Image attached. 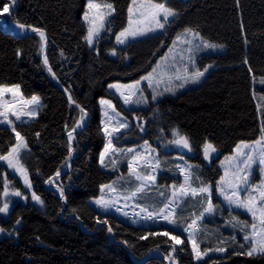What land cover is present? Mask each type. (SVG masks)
I'll list each match as a JSON object with an SVG mask.
<instances>
[{"label":"trees","instance_id":"obj_1","mask_svg":"<svg viewBox=\"0 0 264 264\" xmlns=\"http://www.w3.org/2000/svg\"><path fill=\"white\" fill-rule=\"evenodd\" d=\"M12 1L0 0V85H19L24 98L36 95L41 100L37 117L29 123H16L15 127L27 144L21 163L44 208L34 205L30 193L0 164V194L5 196L2 192L5 178L11 195L15 190L23 193V197L12 195L11 203L9 195L4 197L9 210L7 214L0 213V228L4 229L0 232V264H166L158 256L140 262L152 250L162 253L170 264H264V256L236 255L242 251L237 243L218 244L215 236L204 238L203 234L201 251L221 246L227 251L196 263L187 239L179 231L131 225L89 204L90 199L99 196L102 185L125 174L123 168L108 171L99 165L105 145L99 100L104 98L132 123L130 130L114 140L115 146L147 141L166 159L153 185L163 193L161 205L168 198L169 185L180 182L175 162L168 155L180 152L194 166L195 186L201 181L212 186V203L218 211L222 210L224 217L233 215L249 220L241 211L223 207L216 192V183L222 175L217 164L239 142L255 141L262 133L264 89L257 84L264 78V0H168L167 6L178 14L175 20L161 33L130 41L125 46L117 45L115 38L126 25L132 0H107L114 9L108 20L111 31H104L93 47L84 40L82 15L86 0H16L11 20L19 30H29L27 26L31 25L45 31L48 39L45 56L55 78L44 66L39 34L14 36L4 29L1 19L9 13L5 15L2 11L5 5L10 9ZM20 24L26 28H19ZM186 28L223 47V52L199 56V70L212 66L205 80L199 86L150 102L147 107H125L108 90V85L140 79ZM113 49L115 55L111 54ZM69 95L84 108L88 121L85 128L73 133L71 169L54 177L70 163L67 133L76 127L82 115L79 108L69 103ZM255 95H261L263 101L257 96L256 100ZM173 129L189 138L193 148L190 154L175 145L173 151L164 150L170 146ZM125 135L131 139L122 143ZM205 140L217 148L210 161L203 158ZM15 143L13 131L0 126V155H6ZM48 183L63 187L65 209L57 188L46 187ZM189 200L183 204L188 206ZM190 211L187 207L185 216L181 210L175 214V218L183 216L182 221L176 220L180 227L190 219ZM98 219L107 220V224L101 222L97 226ZM165 231L180 236L185 243L176 245L177 250L173 251V241L159 235Z\"/></svg>","mask_w":264,"mask_h":264},{"label":"snow or ice","instance_id":"obj_2","mask_svg":"<svg viewBox=\"0 0 264 264\" xmlns=\"http://www.w3.org/2000/svg\"><path fill=\"white\" fill-rule=\"evenodd\" d=\"M168 0H159V2H153V0H148V3L146 6H142L145 10L140 11L139 15L142 19H134V8L133 6H129L128 12H129V26L121 30L118 34H116V42L119 45H124L128 42L129 38H135L137 36H143L150 32H157V31H163L166 29V27L172 23L176 16L178 15L171 7L167 6ZM133 4H135V0H133ZM88 9H99L101 6L99 4H96L93 2V0H88ZM106 8H108L111 11H114L113 5L108 3L105 5ZM3 11L5 13H9L10 9L8 5H5L3 8ZM111 11L108 13V15H111ZM89 18V13L85 12L84 19L87 21ZM99 19L100 23H96V20ZM110 21H106L104 15L100 14L97 17H94L91 21V26L88 28L87 35L84 37L85 41L89 45V47H93L96 43L99 42V40L102 38L101 33L104 31H111V29L108 27V24ZM133 25H136V27H133ZM140 25H146L145 27H140ZM28 28H31L33 32H36L39 34L41 41L43 42L45 40V32L37 27H33L31 25L27 26ZM19 28L25 29L26 26L23 24L19 25ZM188 34H191L192 39H187ZM197 39L201 40V44L203 48L205 49H215L216 45L210 44L207 41H203L200 37V34L196 32L194 29H188L186 28L184 30V33L182 35H178L176 40L173 41V45L175 46L178 41H182L183 43L187 44L189 47L187 48V51L189 53L188 55V64H191L193 67L195 66V59H194V52L199 50L201 47V44H196L195 47H193V42ZM43 51V47L41 49ZM169 52H173V48H169ZM112 55H115V49L112 50ZM17 55L19 56V51L17 52ZM63 55V53H61ZM168 54H165V57L162 58V60L167 59ZM181 60H183V57H181ZM44 66L47 68L50 74L53 75V78H55V73L52 72V68L49 66V62L47 59V56L44 57L43 60ZM188 64H185L183 67V72L187 75L182 76L180 74L181 69L176 66L175 64H172L168 67H170L174 72L175 76L174 79L179 80H191V82L196 83L199 81L200 77L204 75V73L208 70L205 68L203 71H195L194 73H191L190 68L188 67ZM160 62H157V67L153 68L152 72H149L147 76L142 77V80H146L149 82V86L152 87V80L151 77L154 73H156L157 68H159ZM210 67V66H209ZM173 77H169V81H171ZM141 81H136L133 85H118V84H110V88H116L118 91L121 87H126L129 89H135L134 92H130L128 95H125L124 93H121V96L124 99L125 104H129L132 101V96L139 94L140 96H143V90L139 88ZM160 81H157L156 87L159 86ZM264 83V81H262ZM183 86V85H181ZM67 91V90H66ZM165 92H171V87H165ZM5 92H10L13 94V96L20 95V86L14 85L12 87H6L3 85H0V95H2ZM163 93L153 91L152 99L155 101L158 96L162 95ZM136 103H140L141 101L137 100ZM144 103H147V99L145 98L143 100ZM69 103L70 104H76L74 100H72V97L69 95ZM25 104L32 105L33 107L29 108L27 112L25 113H18L16 111H11V115L15 116L17 120L21 119V115H27L30 118H34L37 115L38 108L40 106V98L36 95H33L30 100L25 101ZM101 105H107L108 108L112 109V112L116 113L117 116H119V113L116 112L115 107L112 105V102L109 100H100ZM76 107L80 109V112L82 113L79 120L76 122V128L83 127V121L85 119V116L87 115L84 108L81 107L79 104H76ZM9 111L10 109L8 106H4V110L0 111V117H3L2 120H0V123H7L11 128L13 133L16 137V144L11 146L8 153L6 155H0V161H6L9 168L14 169L16 172H19L22 174L25 178V184L30 189L31 184L27 179V172L24 169L22 163H21V152L23 149L27 148V144L25 142V138L21 135L19 131L16 130V127L14 125V122L9 118ZM103 115L108 119L111 120L112 116L109 114L107 110L103 112ZM24 123H27L28 121H23ZM101 123L104 125L103 132L105 137H107V143L105 144L104 150L100 153V162L101 165L104 166L105 157L109 154L110 151L113 152H120L121 155H124V152L119 149L113 148V138H118V134L120 133L121 129H128L129 124L127 121H117L118 127L109 129L108 125L105 123L104 120L101 121ZM76 128H73L71 131L68 132V140H69V157H71V154L74 151V148L72 146L73 142V133L76 131ZM141 130H143V127L141 126ZM262 136L261 139L257 140L255 142L256 145H261L259 150L257 148L252 147L250 151H243L242 148H249L250 146L247 144H244L243 146L237 145L236 148V155L234 157H228L227 159L229 161H235L234 164H230L229 169L225 170V175L220 178V181L217 182L216 185V191L223 197L224 201L229 205V208H235V209H242L245 212H247L252 217L251 224H242L237 216H232L231 220L227 223L232 224L233 227H236L237 225H240L241 231H244L245 235L243 237L244 243L240 244L239 247L242 249V251L236 252V255H246L248 257L253 256H264V126L261 128ZM37 136H39V133H36ZM172 136L173 139L168 141V144L175 145L178 148H181L183 150H187L188 152H191L193 150L192 144L189 140V138L185 135H181L178 130L173 129L172 130ZM144 147L148 150V152L155 151V149H151V147L148 145V142L145 141ZM127 153L132 154L131 158L128 160V168H129V174H135V178L137 181H146L147 183H141L138 187H136L135 191L132 192V197H135L137 193H140L144 191L147 187H149L151 184L155 183L156 176L151 175L148 172H145L143 176H141L137 172V167L141 165V161L143 162L141 170L145 168H151L153 170L159 169L161 162L159 159H155L153 162L152 159L148 158L145 153H141L138 149L134 148H128ZM202 151H203V158L205 161H210L213 154L217 152V148L214 146L213 143L209 142L208 140H205L204 144L202 145ZM183 159V157H181ZM113 165L116 164V161H112ZM223 164V162H222ZM136 165V166H134ZM177 168L179 169V172L181 175L184 176L185 184L180 185L179 188V195H177V190L175 189V186H173V194L172 199H170L167 203L164 204L163 208L160 209V216L154 217L153 213L148 212L147 209L142 208L141 212H147V215L143 218L146 220H154L157 218L164 219L168 224L173 225L174 227L177 225V221L175 219V214L179 212L180 204L179 202L186 198L189 195V189L191 191V196L193 198L199 196L201 199H204L206 197L207 199V206L203 208V211L199 213V216L196 217V219H193L190 224H188V227L184 229L185 232L188 233L187 242L191 244L192 253L194 256V259L196 261L204 260L206 256H208L209 252L216 251L220 253H224L227 251L226 247H217L216 249H207L204 251H201L200 249V243L197 239V231H198V221L203 219V217L206 214H213L216 211V205L212 203V188L210 185L204 184L202 181L200 183L199 187H192V165H188L187 162H185V166L177 165ZM259 169L261 181L258 185L252 184V177L254 174L255 169ZM231 176L230 179H226V177ZM56 176H60L59 170L56 173ZM198 179V177L196 178ZM5 187H4V194L5 196L8 195L9 190V183L7 178H5L4 181ZM115 191L114 185H102L101 186V192L104 193L105 191ZM60 191V197L62 200L65 199V191L63 187L61 186L59 188ZM12 195L23 197V193L19 190H15L12 192ZM163 195V193H161ZM32 200L36 201L37 203L42 204L40 197L36 195L35 192L32 193ZM94 203L101 208L104 211H107L111 207H113V204L110 203L108 200H105L103 196L100 198L95 199ZM9 210V203L6 201L3 205V207H0V213L7 214ZM119 211V209H117ZM124 215H127V213H124ZM139 215V214H137ZM173 217V218H169ZM98 223H105L107 224V220L100 221L97 220ZM20 221L17 220V224H19ZM133 223H136L135 220H133ZM251 228V232H248V228ZM191 229V231H190ZM4 229L0 228V232H3ZM109 232H112V228H108ZM152 235H157V233H152ZM159 235L168 236L170 240L173 241V251H176V245H181L185 243L184 240L180 238L178 235H170L168 231L159 233ZM142 239L144 237H141ZM226 241H221V244H226ZM233 243H235V237H233Z\"/></svg>","mask_w":264,"mask_h":264},{"label":"rangeland","instance_id":"obj_3","mask_svg":"<svg viewBox=\"0 0 264 264\" xmlns=\"http://www.w3.org/2000/svg\"><path fill=\"white\" fill-rule=\"evenodd\" d=\"M93 2L96 3V4H99L101 7L99 9H91L90 10L87 7L88 6V0H86V7H85L84 14H85V12L89 13L88 20L86 21L84 19V14L82 15V23H83V25L85 27V36L87 35L88 28L91 26V21L93 20L94 17H97L98 15L102 14L105 17V20L108 21L110 19V17L113 15V11H111L108 8L105 7L106 4L110 3L109 1H107V0H93ZM147 3H148V0H135V4H133V0H132L130 5L133 6V8H134V17H133L134 19H142L140 17V15H139V12L137 11V9H139L140 11H144L145 9L142 6H146ZM110 11H111V15H108V13ZM2 13L5 14V15L7 14L4 11H2ZM126 21L127 22H126V25H125L124 28L129 26V24H128V21H129L128 10H127V20ZM1 22H2V24H3L5 29H9L8 21H7V18L5 16L1 19ZM96 23H100V20L97 19ZM145 26L146 25H140V27H145ZM133 27H136V25H133ZM103 33L104 32H102L101 35ZM159 33H161V31L150 32V33H147L146 35H143V36H137L135 38H129L128 42L135 41V40H138V39H141V38H146V37H149V36H153V35L159 34ZM183 33H184V31L182 33H180L179 35H182ZM177 36H176V38H177ZM176 38L173 41H175ZM187 39H189V40L192 39L191 34H188ZM202 40L205 41L204 39H202ZM115 41H116V38H115ZM208 43H210V42H208ZM86 44H87V42H86ZM116 44H117V42H116ZM126 44H124V45L117 44V45L125 46ZM196 44H201V40L200 39L195 40L193 42V47H195ZM210 44H213V43H210ZM213 45H216V44H213ZM188 47L189 46L187 44L183 43L182 41H178L175 46L173 45V42H172L171 45L166 50V52L157 61V62H160L161 66L159 68H157L156 73H154L153 76L151 77L152 87L149 86V82L148 81L142 80L141 78L144 77V76H147L149 72H152L153 68L157 67V62H156V64L153 66V68L150 71H148L140 79L137 80V81H141V83L139 85V88L143 90V96H140L139 94L132 96V101L133 102H130L129 104H125L124 103V99L121 96V93H124L125 95H128L130 92H134L135 89H129V88H126V87H121L119 89V91H118L116 88H110L109 85L110 84L133 85V84H135L136 81L128 82V83L113 82V83H110L108 85V90L110 92H113L119 98V100L121 101V103L125 107H127V108L128 107H130V108H140V107H147L150 102H152V103L156 102V101L162 99L163 97L174 96L176 93H178L180 91H183V90L188 89L190 87L199 86L205 80V78L207 77V75L209 73V70H210V68L212 66L211 67H209V66L206 67L208 70L204 73V75L202 77H200L199 81L196 82V83L191 82V80H187V81H185L183 79L179 80V81L175 80L174 79L175 72L170 67H168V66H170L172 64H175L176 66H178L181 69L180 74L182 76L187 75V74H185L183 72V67H184L185 64H188V55H189V53L187 51ZM169 48H173V52L170 53L169 52ZM217 52H223V47H221L219 45H216L215 49H205V48H203V46L201 44L200 49L194 52L195 66L193 67L191 64H188V67L190 68L191 73H194L195 71L199 70L197 68V63H198V58H199L200 55L207 54V53H217ZM166 53L168 54L167 59L166 60H162V58L165 57ZM181 57H183V60H181ZM199 71H203V70H199ZM170 76L173 77V79L171 81H169V77ZM157 81H160L158 87H156ZM262 81H264V78H260L258 80L257 87L260 88V89H264V83H262ZM181 85H183V86H181ZM3 86L12 87L14 85H3ZM165 87H171L172 91L171 92H165L164 91ZM154 89L157 92L163 93L162 95L158 96L155 101H153V99H152ZM260 94H262V93H260ZM256 96L260 97L262 99V101H263L262 96H264V94H262V96L261 95H255V99L257 100ZM145 98L147 99V103L143 102V100ZM30 99L31 98H29V99L24 98L21 95V93L18 96H13L12 93L5 92L2 95H0V111L4 110V106H8V108L10 109L9 118L14 122V125L16 123H24L23 121H25V120L28 121L27 123H29L30 121L34 120L37 117L40 106L38 108L37 115L34 118H30L27 115H21V119L17 120L15 116L11 115V111H16L18 113L27 112L29 108L33 107L32 105L25 104V101H28ZM102 99H104V98H102ZM104 100H108V99H104ZM137 100H139L141 102L140 103H136L135 101H137ZM40 104H41V100H40ZM100 109H101V116H102L101 117V121L104 120L105 123L108 125L109 129L117 128L118 127L117 121H127V123L129 124V128L128 129H126V130L121 129L120 130V133L118 134V137L122 136L126 131H128V130H130L132 128L131 121L128 118L124 117L119 112H118L119 116H117L116 113L112 112L113 113L112 121H109L103 115V112L105 110H107L110 113L112 111V109L111 108L108 109L107 107H104L103 105L100 107ZM2 119H3V117H0V120H2ZM101 125H102V131H103L104 125L102 123H101ZM0 126L7 127L8 129H10L12 131V128L7 123H0ZM103 134H104V132H103ZM261 136H262V133H261L260 137L258 139H256L255 141H252V142H239L237 145L243 146L244 144H247V145L250 146L249 148H242L243 151H250L252 147H255V148H257V150H259L261 145H256L255 142L257 140L261 139ZM107 139L108 138L105 137V144L107 143ZM116 139H118V138H115V137L113 138V148L122 150L124 152V155H121L120 152L110 151L109 154L105 157L104 166L101 165L100 157H99V165H100L101 169L108 170V171H115V170H119V169L121 170L123 168L125 174H123L122 176L116 178L112 182V184H111V182L109 183L111 185H114L115 191H107L106 190L104 193H102V192L99 193L100 195H99V197H97V198H100L101 196H103L105 200H108L110 203L113 204V207H111L107 211L102 210L101 208H99L94 203L96 198L95 199L94 198L90 199L89 200V204L92 205L97 211H99L101 213H104V214H111L113 216L115 215V217H117L118 219H120V220H122V221H124V222H126L128 224L135 225V226H144V227H159V226L167 227V228L179 231L187 239L188 238V233L185 232L184 229L186 227H188V224H190L193 219H196V217L199 216V213L201 211H203V208L207 206L206 197L204 199H201V197H199V196L193 198L191 196V191L189 189V195L179 202L180 208H181V206L184 205L183 202L186 199L190 198L188 206L184 205L181 208V211H183L182 214L185 213L184 211L187 209V207H190V210H191L189 212L190 219L185 223L184 227H180L178 224L174 227L173 225L168 224L162 218H157V219H154V220H146L143 217L147 215V212H141V209L142 208L147 209L148 212L153 213L154 217H159L160 216V209L163 208L165 203H167L170 199H172L173 186H175V189L177 190V195H179L180 185L185 184L184 176L180 174L179 169L177 168V165L185 166V162H187L188 165H192L193 166V164L188 162V161H186L185 157L180 152L178 154H176V153L173 154V152H171V155H168V156H170V158H168V159H172L175 162V173H176V175H178L180 177V182H179L178 185H175L174 183L169 185V190H168V194L169 195H168V198H167L166 202L163 205H161V203H159V200L162 197V195H161L162 192L156 190L157 188H153V185L155 183L151 184L144 191L138 193L135 197H132V192L133 191L128 193V190L130 189L131 185L134 183V182L132 183V181H135L134 180L135 174H131V175L129 174L128 160L131 158L132 154L127 153L126 150L128 148L138 149L141 153H145L148 158L152 159L153 162L155 161V159L158 158L159 161L161 162L159 169L153 170L151 168H145L142 171L141 170L142 165H143L142 161H141V165L140 166L134 165V166L137 167V172L141 176H143L145 174V172H148L151 175H155L156 176V180H157V176L163 170L162 164L166 161V159L163 156L161 157L159 155L158 149H156L155 147H153L152 145H150L148 143V145L151 147V149H155V151H152V152L149 153L148 150L144 147L145 141L140 142L139 144H136V145H133V146H131V145L130 146H115L114 145V140H116ZM129 139H131V137H129V135H125L122 138L121 142L123 143V142H125L126 140H129ZM237 145L234 147L232 153L224 155L219 160L217 165L220 168V170L222 171V175L220 176V178L225 175V170L229 169L230 164H234L235 163L234 160L233 161H229L227 158L228 157H234L236 155ZM104 147H105V145H104ZM26 150H27V148L22 150L21 156L24 154V152ZM103 150H104V148L102 149V151ZM164 150L169 152V151L175 150V148L173 147V145H170V146H165ZM179 150L181 152H183V153H187V154L191 153V152H188L187 150H183L181 148H179ZM181 157H183V159H181ZM113 160L116 161L115 165H113V163H112ZM222 162H223V164H222ZM0 164L4 165L6 167V169H7V171L11 175H14L20 181L23 189L30 193L31 199H32V193H33L32 187L30 189L27 187V185L25 184L24 176L22 174H20L19 172H16L14 169L9 168L6 161H0ZM193 170H194V166H193V169H192V176L194 178V171ZM220 178L218 179V181H220ZM230 178H231L230 175L228 177H226V179H230ZM27 179L29 181L28 175H27ZM156 180H155V182H156ZM260 181H261V177H260L259 169L256 168L255 171H254L253 177H252V184L258 185L260 183ZM141 183H147V182L146 181H137V187ZM109 184L107 183L106 185H109ZM206 185H210V184H206ZM216 185H217V183H216ZM199 186L200 185L195 186L194 179H193L192 180V187H199ZM211 188H212V186H211ZM135 189H136V187H135ZM2 192L4 194V188H3ZM8 195L10 197H8L7 199L11 203L12 202V195H11V193L9 191H8ZM1 196H3V195L0 194V206L2 205V203L6 202V200L4 199L5 196H3V199H2ZM217 196L221 200L224 208L229 209V210L241 211L243 214L248 216L249 220H241V219L238 218L239 221L242 224H249V225L251 224L252 217L247 212H245L242 209H235V208H231L230 209L229 205L224 201L223 197L218 192H217ZM211 198H212V196H211ZM31 201L37 207H39L41 209L44 208V204L43 203L40 204V203H37L34 200H31ZM41 201H42V199H41ZM138 202H141L142 204H144L145 207L138 206L137 205ZM195 204L197 206L194 209V205ZM156 206H162V207L160 209H157V210L152 209V208H155ZM117 209H119V211ZM219 211H218V208L216 207V211L213 214H206L203 217V219L198 221V225H197L198 231H197V234H196L198 242L201 243L202 241H204L205 237H209L211 235V236H215L218 239L217 240L218 244L219 243L221 244V241H226V242H229V243H233V237H235V243H237L238 246L240 244L244 243L243 237H244L245 233H244V231H241L240 225H237L236 227H233L232 224L227 223L228 221L231 220V217L233 215H230V216L227 215V217H224L223 214H221L222 210L220 208H219ZM124 213H127V215H124ZM137 214H139V215H137ZM169 218H173V217H169ZM178 218H179V220H178ZM180 218H183V216H176L175 219L180 222V221H182V220H180ZM133 220H135L136 223H133ZM204 222H207V224H205ZM190 231H191V229H190ZM248 232L249 233L251 232V228L250 227L248 228ZM202 234L204 235V238H203ZM189 246H190V250L192 252V248H191V244L190 243H189ZM225 253L226 252L220 253V252L212 251V252H209L208 256H206L204 258V260L207 259L210 256L223 255ZM193 259H194V256H193ZM204 260L196 261L194 259V261L196 263L202 262Z\"/></svg>","mask_w":264,"mask_h":264},{"label":"water","instance_id":"obj_4","mask_svg":"<svg viewBox=\"0 0 264 264\" xmlns=\"http://www.w3.org/2000/svg\"><path fill=\"white\" fill-rule=\"evenodd\" d=\"M15 3H16V0H13L12 1V4H11V7H10V11H9V14H8V17H7V21H8V25H9V29H6L7 32L13 34L14 36H26V35H30V34H34L36 32H33L31 29L29 30H17V27L16 25L12 22L11 20V14H12V11H13V8L15 6ZM45 32V31H44ZM38 34V33H36ZM47 43H48V39H47V35L45 33V40L43 41V51H42V57L44 58L45 56V51H46V47H47ZM53 76V75H52ZM69 100V98H68ZM74 106H76V104H72ZM87 114V113H86ZM85 120L83 121V127L81 128H76V131L75 132H78L80 130H82L83 128H85L86 124H87V121H88V115L85 116ZM71 131V130H70ZM74 132V133H75ZM67 137H68V133H67ZM72 146H73V143H72ZM73 159H74V156L73 154H71V159H70V163L69 165L62 171H60V176L66 174L72 167V164H73ZM54 177H57L56 174L54 175ZM46 187H56L57 188V192H58V197L61 199L60 197V191H59V187L55 186L54 184L52 183H48L46 184ZM62 200V199H61ZM63 203H64V209L66 207V201L65 200H62ZM102 223H98L97 226L101 225ZM81 227L83 230H85V227L84 225L81 223ZM108 235L111 236V232L108 231ZM150 256H158L160 258H163L166 262V264H170V260L166 259L162 253L160 252H157V251H150L148 254H146L141 260L140 262H143L145 260H147V258H149Z\"/></svg>","mask_w":264,"mask_h":264},{"label":"crops","instance_id":"obj_5","mask_svg":"<svg viewBox=\"0 0 264 264\" xmlns=\"http://www.w3.org/2000/svg\"><path fill=\"white\" fill-rule=\"evenodd\" d=\"M129 9V8H128ZM129 13V12H128ZM99 105H100V107L102 106L101 104H100V100H99ZM113 105V104H112ZM104 107H107L108 108V106L107 105H103ZM108 109H110V108H108ZM111 116H113V113H112V111L109 113ZM102 117V116H101ZM109 121H112V119L111 120H109ZM134 180L135 181H132V185H131V187H130V189L128 190V193L129 192H132V191H135V187H137V180L134 178ZM109 184V183H108ZM111 184H112V182H111ZM111 184H109V185H111ZM104 185H106V184H104ZM139 185V184H138ZM100 193H101V188H100ZM138 194V193H137ZM100 195V194H99ZM99 197V196H98ZM95 199V198H94ZM97 199V198H96ZM166 202V201H165ZM164 202V203H165ZM159 203H160V201H159ZM163 203V204H164ZM162 204V205H163ZM138 206H142V207H145L144 206V204H142L141 202H138V204H137ZM162 206H156L155 208H152V209H154V210H157V209H160ZM115 216V215H114Z\"/></svg>","mask_w":264,"mask_h":264},{"label":"bare ground","instance_id":"obj_6","mask_svg":"<svg viewBox=\"0 0 264 264\" xmlns=\"http://www.w3.org/2000/svg\"><path fill=\"white\" fill-rule=\"evenodd\" d=\"M152 251H156V250H152ZM157 252H159V251H157ZM148 253H149V252H148ZM148 253H147V254H148ZM147 259H148V258H147Z\"/></svg>","mask_w":264,"mask_h":264}]
</instances>
